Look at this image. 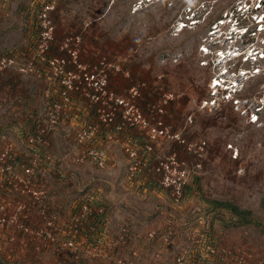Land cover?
Segmentation results:
<instances>
[{"label": "rangeland", "instance_id": "rangeland-1", "mask_svg": "<svg viewBox=\"0 0 264 264\" xmlns=\"http://www.w3.org/2000/svg\"><path fill=\"white\" fill-rule=\"evenodd\" d=\"M237 1L0 0V57L15 54L36 67L0 69L3 264H264V62L260 76L241 77L249 98L215 108L222 63L202 45L230 43L209 42L208 22L177 27L199 3L211 5L214 20ZM62 57L66 76L55 73ZM85 73L105 75L106 92ZM166 95L171 136L155 139L132 124L130 104L115 100L146 114ZM176 134L208 144L201 159L183 149L190 166L202 167H191L180 203L154 173L178 147ZM96 144L103 165L90 153ZM135 161L143 166L137 172ZM213 201L251 213L241 219Z\"/></svg>", "mask_w": 264, "mask_h": 264}, {"label": "built area", "instance_id": "built-area-1", "mask_svg": "<svg viewBox=\"0 0 264 264\" xmlns=\"http://www.w3.org/2000/svg\"><path fill=\"white\" fill-rule=\"evenodd\" d=\"M140 1L150 2L152 0ZM201 7L202 10L204 8L205 11L200 10ZM210 7L211 5L207 4V2H203L202 4L199 3V7L190 9L186 20L179 21L177 27L179 32L185 29L195 30V28L200 26L203 22H208L211 26V30L208 32L210 38L209 42L219 45L226 38L228 43H230V46L227 48L217 46L212 49L208 44L202 45V51L206 55L214 54L218 64L222 63L219 72L213 76V85L215 86L213 95L217 96L219 94L217 97L218 101L213 97L214 103L211 104L214 105L215 108H220V106L224 104V102H222L223 100L232 102L239 101L242 97H250L246 92L249 86L247 87V84L241 80V77L251 74L252 76L250 79H252L261 75L260 67L262 65L261 63L264 62V38L260 36L264 33V0H238L236 6L232 10L221 11L214 20H212V14L209 13ZM44 15L47 14L45 13ZM45 26L49 28L48 25ZM52 28L53 27L50 26L49 31L44 32V37L46 39H52ZM259 38L262 43L256 45L255 43ZM48 48L49 44L46 43V49ZM46 49H42V52L44 53ZM15 56V54L10 55L9 53L0 57V69L6 64H14L15 66L17 65V69L20 72L28 73L29 71L35 70L36 67L33 61L19 60ZM235 59L236 62L233 63ZM58 60L59 59L55 57L52 58L50 62L51 64H55ZM65 63L66 58L62 57L60 65L54 67L56 68V74H63L66 76L67 73L64 69ZM242 64L247 65L242 66ZM85 77L88 83L92 84V88L104 93L106 92L107 78L105 75L97 76L95 73H85ZM66 82L65 79L64 84H67ZM86 89L88 88L86 87ZM136 94H138L137 91L134 92V98ZM171 99L172 95H166L160 101L150 103L146 114L139 109L135 102H131L124 97H116L115 100L117 106H128L130 104V108L134 110L132 116L134 121L132 124H136L137 122L141 123L142 126L147 128V136L155 139L157 137L163 138L171 136L170 126L166 124L164 117L168 112L167 106ZM263 105L264 97L263 100H259L258 106L260 110L263 109ZM255 116V121H257L259 115L255 114ZM124 117H128V115L125 113ZM132 117H130V119H132ZM85 133L86 131L80 134V141L85 137ZM92 134L95 136L94 129L92 130ZM107 136L110 137V134ZM173 136H177L178 147L175 148V151L166 161H162L156 166L154 173L161 174L158 183L162 191H165L169 199L174 203H180L184 197V188L189 182V174L192 173L191 167H202V162L200 160L195 161L194 164L190 166L189 161L182 157V153L184 154L183 149L194 157L201 159L202 155L206 152L208 144L205 139L187 142L186 138L180 134ZM104 137L105 134L98 139L104 141ZM97 148H99L98 144H96V147L92 148L90 153L97 156L100 164L103 165L106 158L105 150H99ZM136 153V151H132L130 154L134 157L138 156ZM140 163L141 161H135V163L130 166L131 170L134 172L140 170L143 167ZM188 168H190V171Z\"/></svg>", "mask_w": 264, "mask_h": 264}, {"label": "trees", "instance_id": "trees-1", "mask_svg": "<svg viewBox=\"0 0 264 264\" xmlns=\"http://www.w3.org/2000/svg\"><path fill=\"white\" fill-rule=\"evenodd\" d=\"M251 90H254L253 88ZM157 185L159 186V183L157 182ZM190 184H187L184 188V196L187 193V189ZM160 187V186H159ZM161 188V187H160ZM171 200V199H170ZM172 201V200H171ZM215 205L225 207L229 209L233 214L238 215L241 219H247L249 214L251 213L250 210H245L240 208L235 203H232L230 201H213ZM0 264H3L2 259L0 258Z\"/></svg>", "mask_w": 264, "mask_h": 264}]
</instances>
